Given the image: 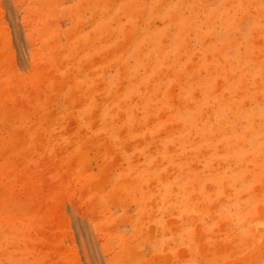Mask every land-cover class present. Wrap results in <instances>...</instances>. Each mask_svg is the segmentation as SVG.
I'll return each mask as SVG.
<instances>
[{"label": "rangeland", "instance_id": "374dc122", "mask_svg": "<svg viewBox=\"0 0 264 264\" xmlns=\"http://www.w3.org/2000/svg\"><path fill=\"white\" fill-rule=\"evenodd\" d=\"M0 264H264V0H0Z\"/></svg>", "mask_w": 264, "mask_h": 264}]
</instances>
